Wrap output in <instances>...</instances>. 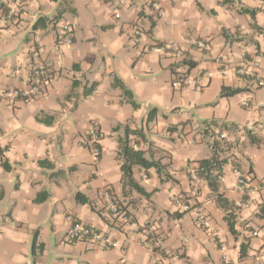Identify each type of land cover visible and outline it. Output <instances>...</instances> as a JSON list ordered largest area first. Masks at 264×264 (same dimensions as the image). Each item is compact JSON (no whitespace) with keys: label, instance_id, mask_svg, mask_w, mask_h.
<instances>
[{"label":"crops","instance_id":"1","mask_svg":"<svg viewBox=\"0 0 264 264\" xmlns=\"http://www.w3.org/2000/svg\"><path fill=\"white\" fill-rule=\"evenodd\" d=\"M8 1L0 7V90L26 87L34 62L50 63L57 75L40 97L0 103V264H224V256L230 264H264V216L257 214L264 204L259 185L264 87L234 71L243 59L254 58L264 80V0H159V17L149 10L151 0H26L17 6ZM243 8L254 10L253 16ZM9 9L15 15L5 23ZM137 18L143 19L144 37L131 34ZM188 31L212 45L206 52L186 47V58L196 62L191 69L180 64L182 56L171 57L156 46L180 41ZM65 32L71 43L61 41ZM185 70L189 83L173 87L176 72ZM202 73L207 76L201 86L190 83ZM115 77L132 92L136 106L113 85ZM222 87L241 90L222 96ZM49 116V123L36 118ZM203 121L227 126L215 130L224 136L216 149L226 159L218 192L230 202L228 210L203 179L197 194L191 192L196 161L213 152ZM91 123L100 130L97 160L86 143ZM124 137L146 157L168 163L165 171L172 179L135 166V180L152 192L123 189L118 151ZM236 169L249 180L248 191L238 185ZM105 188L124 206L129 222H116L102 195ZM77 191L89 203L76 202ZM38 192L47 193L42 202L35 200ZM177 195L188 198L192 208L177 210ZM196 207L205 214V226L196 219ZM229 210L235 235L224 219ZM68 214L96 227L114 245L69 241ZM156 236L161 247L152 246ZM244 237L247 253L239 257Z\"/></svg>","mask_w":264,"mask_h":264},{"label":"built area","instance_id":"2","mask_svg":"<svg viewBox=\"0 0 264 264\" xmlns=\"http://www.w3.org/2000/svg\"><path fill=\"white\" fill-rule=\"evenodd\" d=\"M26 0H15L14 4L20 5ZM124 0H115L116 4H121ZM5 5L10 4L8 0H0ZM150 12L159 17L162 15V6L159 0H151L149 4ZM15 15L14 9H9L8 13L4 16L3 21L6 23L8 20H11ZM118 17V13L116 14ZM131 34L133 37H144L145 30L143 27V19L137 18L131 24ZM63 43H71L72 39L68 35V32H65L62 37H60ZM157 48L166 50L171 57H179L185 55L186 47H194L200 51H210L212 48L211 41L207 38H202L198 36L196 33L192 31H188L183 35L180 41H171V42H164V43H157ZM222 66V73H225L226 62L220 59ZM260 68V63L254 58H245L241 61V63L235 66V73L240 76H248L251 80L255 81V83L259 87H264V80L260 78L258 74V69ZM57 72L54 69L53 65L48 62H34L30 65L29 69V81L26 87L23 88H11V89H4L0 90V103L5 102H13L15 100H22V101H30L37 97L43 95L46 86L51 83L56 78ZM207 76L206 73L200 74L198 77L191 79L190 83L194 86H201L202 77ZM188 78L183 74L176 75L172 81V86L176 88H180L183 85L188 84ZM213 130H215L213 128ZM180 138H184L185 136L180 133L178 134ZM223 135L215 130V137H222ZM100 139V130L97 123H91L86 132V143L91 148L92 155L97 158L99 157L101 150L98 146V142ZM213 140V138H211ZM133 148L137 146L132 144ZM237 176V183L241 188H244L245 191H248L250 187L249 180L247 177L242 173L239 169L234 171ZM217 179H221V175L218 172H215ZM190 178L192 181L191 185V192L193 195H196L199 189V178L196 176L194 170L190 174ZM261 189L264 191V180L259 182ZM103 197L109 203L111 207V211L115 217L117 223H127L129 222V215L124 210L119 209L118 204L114 200V196L110 189L105 188L102 191ZM188 198L177 195L173 199V206L179 211H187L192 208L191 203L187 200ZM197 211V221L202 226L206 225V217L204 212L200 207H196ZM66 218L70 222V227L67 230L65 236L69 241H87L90 243L101 244L105 247H111L114 245L112 240L104 235L100 230L96 227L81 221L78 217L73 214H68ZM152 246L154 247H161L162 239L158 236L151 239ZM263 249H264V239H263ZM221 249H225L224 245L221 246ZM177 257V254L173 255ZM224 264H230L229 259L224 256ZM189 264V263H186ZM255 264H259L258 261Z\"/></svg>","mask_w":264,"mask_h":264},{"label":"trees","instance_id":"3","mask_svg":"<svg viewBox=\"0 0 264 264\" xmlns=\"http://www.w3.org/2000/svg\"><path fill=\"white\" fill-rule=\"evenodd\" d=\"M4 6H5V4L0 2V7L3 8ZM242 10L246 13H250L253 16L254 10L248 9V8H243ZM62 12L63 11L61 9L58 10L57 15H59V13L61 14ZM41 21H42V18L41 17L38 18L34 22L33 28H38L40 26ZM180 64L182 66L187 67V69H191L195 66L196 62L187 59L186 56L184 55V56H182V58L180 60ZM179 74H183L184 76H186L187 70H185L184 72H182V71L178 72L177 71L176 75H179ZM113 85L115 87H118L121 89L122 95L127 102H129L133 106L137 105V103L133 99L132 92L124 85V83L119 78H117V77L114 78ZM240 90L241 89H238V88L231 89L228 87H222L220 95H222V96L232 95V94L237 93ZM154 110L155 109L152 108L148 111V119L153 117L152 113ZM36 118L40 121H43V120L45 121L47 118L48 121L46 120V123H49L52 119V116L45 117V118H43V117H36ZM202 125L204 126V129L202 131L203 135L205 133L204 138L205 137L207 138V141H208L210 147L212 148L213 152L209 158L199 159L196 161L197 166L194 168V172L199 179H203L206 181L207 186L209 187V189L212 192L216 193L215 199H216V202L218 203V205L220 207L224 208L225 210H228L230 208L231 204L221 193L218 192L219 180L217 179V176L215 174V172H218L220 174L221 166L226 161L225 158H221L217 154V150H216L218 148L217 146H219L218 144L224 140V136L214 138L215 137V130H213V128L214 129L218 128L220 130L227 129V126L225 124L214 123L213 121H203ZM229 129H230V125H229ZM211 138H213V140H211ZM250 140L252 142L254 141V139L251 136H250ZM119 142H120V144H119L118 156L121 159L120 172H121V184H122L123 189L125 187H128V188H131V189L135 190L136 192L140 193L141 195H145V196H148L152 192V191L147 192L135 180V178L133 176V170H134L135 166H140V167H143L146 169L154 168L158 177L161 178V176H162V178H161L162 180L172 179L170 174L165 171V168L168 165V163H161L159 159H151V158L146 157L145 152L142 149H134L130 145L127 137L119 139ZM39 162H41V161H39ZM2 165H3L4 169H6V170L9 169V165L6 162H3ZM2 195H3V193L1 191L0 192V198ZM46 197H47V193L38 192L35 200L37 202H42L43 200H45ZM75 200H76V202H79L82 204L89 203V199L79 191H77L75 193ZM118 206H119V209L124 210L123 205L118 204ZM257 214L259 216H264V204L260 205V207L258 208ZM224 219L227 223L228 230L230 231V233L235 235L236 234V231L234 228L235 221H234V215H233L231 210L226 212ZM36 240H37V236H36V233H34L33 241H32V247L33 248H35ZM247 248H248L247 238L244 237L243 240L241 241V243L239 244V257H243L246 255Z\"/></svg>","mask_w":264,"mask_h":264},{"label":"rangeland","instance_id":"4","mask_svg":"<svg viewBox=\"0 0 264 264\" xmlns=\"http://www.w3.org/2000/svg\"><path fill=\"white\" fill-rule=\"evenodd\" d=\"M3 178H5L4 180H7V179L9 178V175H7V174L5 173ZM2 184H3L4 187L6 186L5 183L2 182ZM5 197H7V194H6V193H5ZM5 199H6V198H5ZM0 203H3V201L0 200Z\"/></svg>","mask_w":264,"mask_h":264},{"label":"clouds","instance_id":"5","mask_svg":"<svg viewBox=\"0 0 264 264\" xmlns=\"http://www.w3.org/2000/svg\"><path fill=\"white\" fill-rule=\"evenodd\" d=\"M132 146V145H131ZM133 147V146H132ZM135 149V148H134ZM221 175V174H220ZM220 181V180H219Z\"/></svg>","mask_w":264,"mask_h":264}]
</instances>
